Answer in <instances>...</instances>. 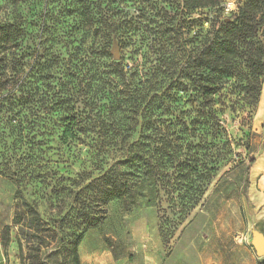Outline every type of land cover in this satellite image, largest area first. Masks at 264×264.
<instances>
[{"label":"trees","instance_id":"16d2710c","mask_svg":"<svg viewBox=\"0 0 264 264\" xmlns=\"http://www.w3.org/2000/svg\"><path fill=\"white\" fill-rule=\"evenodd\" d=\"M170 2L150 12L135 0L137 9L130 14L114 7V0H39L42 10L33 28L21 11L24 0H15L18 18L0 22V49L7 68V57L21 47V89L54 82L57 75L72 79L56 99L63 113L62 141L95 144L102 166L86 190L101 206L158 205L164 193L184 219L220 169L235 162L223 116L231 112L251 120L257 111L264 78V0H244L228 19L218 15L188 23L194 12L219 11L222 0ZM30 30L36 49L26 54L22 46ZM59 45L70 50V64ZM115 45L122 52L118 60ZM76 63L84 75L82 99L69 88ZM107 157H113L111 163H104ZM84 233L74 244L75 264H81ZM2 240L7 247L9 237L3 234Z\"/></svg>","mask_w":264,"mask_h":264},{"label":"rangeland","instance_id":"374dc122","mask_svg":"<svg viewBox=\"0 0 264 264\" xmlns=\"http://www.w3.org/2000/svg\"><path fill=\"white\" fill-rule=\"evenodd\" d=\"M139 1L150 12L172 4ZM38 2L24 0L21 7L33 28L36 13L42 10ZM114 2V7L130 14L138 6L135 0ZM14 3L0 0V22L18 18L19 6ZM243 3L222 0L219 11L194 12L187 23L218 15L228 19ZM31 32L22 46L25 53L36 49ZM58 48L70 64V50ZM115 49L120 58L122 52L117 45ZM0 52V230L9 237L8 264H75L74 244L84 230L78 248L81 264L260 263L254 243L264 238V78L251 120L231 112L223 116L234 141L235 162L220 169L201 203L183 219L164 193L158 205L112 201L101 206L95 193L86 190L102 166L103 158L92 148L95 144L62 141L63 113L56 99L61 86L72 79L57 75L54 82L37 81L21 89V47L7 57V68ZM77 64L68 87H75L82 99L84 86H79L84 75ZM23 97L33 101L25 104ZM112 158L103 161L111 163Z\"/></svg>","mask_w":264,"mask_h":264},{"label":"water","instance_id":"95a60500","mask_svg":"<svg viewBox=\"0 0 264 264\" xmlns=\"http://www.w3.org/2000/svg\"><path fill=\"white\" fill-rule=\"evenodd\" d=\"M116 60L119 59L116 49L113 51ZM255 250L259 258H264V238L258 237L254 243Z\"/></svg>","mask_w":264,"mask_h":264},{"label":"crops","instance_id":"0c3cea01","mask_svg":"<svg viewBox=\"0 0 264 264\" xmlns=\"http://www.w3.org/2000/svg\"><path fill=\"white\" fill-rule=\"evenodd\" d=\"M2 230H0V264H8L10 259L9 250L4 246L2 241Z\"/></svg>","mask_w":264,"mask_h":264}]
</instances>
